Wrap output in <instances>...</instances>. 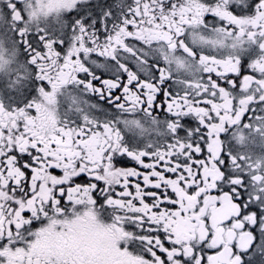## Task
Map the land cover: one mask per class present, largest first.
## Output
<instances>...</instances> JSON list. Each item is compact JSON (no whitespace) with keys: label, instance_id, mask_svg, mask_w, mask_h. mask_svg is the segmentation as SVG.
Wrapping results in <instances>:
<instances>
[{"label":"snow or ice","instance_id":"obj_1","mask_svg":"<svg viewBox=\"0 0 264 264\" xmlns=\"http://www.w3.org/2000/svg\"><path fill=\"white\" fill-rule=\"evenodd\" d=\"M0 264H264V0H0Z\"/></svg>","mask_w":264,"mask_h":264}]
</instances>
